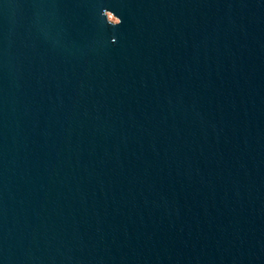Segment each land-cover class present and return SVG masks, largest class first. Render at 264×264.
<instances>
[{"label":"water","instance_id":"water-1","mask_svg":"<svg viewBox=\"0 0 264 264\" xmlns=\"http://www.w3.org/2000/svg\"><path fill=\"white\" fill-rule=\"evenodd\" d=\"M0 264H264V0H0Z\"/></svg>","mask_w":264,"mask_h":264},{"label":"rangeland","instance_id":"rangeland-1","mask_svg":"<svg viewBox=\"0 0 264 264\" xmlns=\"http://www.w3.org/2000/svg\"><path fill=\"white\" fill-rule=\"evenodd\" d=\"M110 18H111L112 21H116L115 18L112 15H110Z\"/></svg>","mask_w":264,"mask_h":264}]
</instances>
